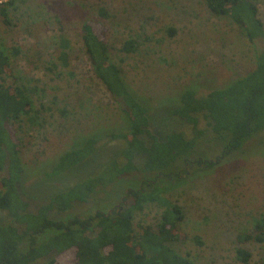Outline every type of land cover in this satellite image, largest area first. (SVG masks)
I'll use <instances>...</instances> for the list:
<instances>
[{"label": "rangeland", "instance_id": "1", "mask_svg": "<svg viewBox=\"0 0 264 264\" xmlns=\"http://www.w3.org/2000/svg\"><path fill=\"white\" fill-rule=\"evenodd\" d=\"M12 1L9 24L0 16V46L10 56L14 71L0 77V82L27 87L40 110L39 123L13 122L9 127L27 169L24 189L31 210L93 173L97 163L107 161L125 144L113 140L88 162L59 175L47 174L62 153L87 137L129 127L120 104L95 75L82 38L86 20H96L102 26L112 60L148 103L156 125L169 117L170 108L181 103L184 91L191 89L202 97L227 86L253 70L257 51L264 49V35L253 43L238 21L214 15L206 0ZM257 7L264 26V0H258ZM100 8L108 12L107 17L100 14ZM62 37L69 42V66L58 59ZM130 39L137 46L126 52L122 47ZM175 126L188 127L182 123ZM200 126L208 131L199 141L200 148L206 150L214 143L209 141L213 132L204 118ZM216 153L217 149L208 150L204 157ZM189 170L164 182V195L184 212V236L172 246L198 264H259L264 259V242H242L239 235L253 232L256 221L264 217V131L221 165L206 172ZM145 179L154 180L155 174H127L100 187L88 202L77 203L67 214L112 211L126 196L132 201L129 190L141 187ZM165 210L159 202L145 203L136 212L135 230L156 225ZM10 220L6 211H0V222ZM239 247L251 252L248 262L239 259Z\"/></svg>", "mask_w": 264, "mask_h": 264}, {"label": "trees", "instance_id": "2", "mask_svg": "<svg viewBox=\"0 0 264 264\" xmlns=\"http://www.w3.org/2000/svg\"><path fill=\"white\" fill-rule=\"evenodd\" d=\"M258 0H206L216 16H230L242 26L253 43L264 35L259 17ZM0 2V16L9 24V5ZM100 14L108 16L104 8ZM98 21L86 20L82 28L85 50L94 68L111 95L120 104L128 122V130H111L102 136H90L66 150L53 163L49 176L62 174L88 162L113 140H124L107 161L97 163L94 172L75 184L55 192L49 199L30 209L24 189L26 167L19 143L10 125L26 121L39 123L40 110L29 89L23 85L0 82V211H6L9 222H0V264H198L189 254L179 253L172 244L184 236L181 231L183 208L164 195L166 180L180 178L189 167L206 172L241 150L255 134L264 131V49L257 51L256 66L225 87L205 96L187 89L181 103L170 108L169 117L161 125L150 113L148 103L131 88L121 67L111 58ZM69 42L62 37L63 50L58 59L69 66ZM135 40H127L122 49L132 52ZM10 56L0 46V77L13 74ZM207 121L209 141L206 150L200 139L208 132L200 126ZM187 124V128L175 126ZM39 125H42L39 124ZM204 140V139H202ZM218 153L204 157L208 150ZM182 166V168H181ZM182 171V172H181ZM154 173L155 179L143 180L142 186L130 189L123 203L112 211L96 210L87 215H68L77 203L88 202L100 188H105L127 174ZM159 202L166 206L156 225H145L136 231V212L145 203ZM66 214V215H65ZM242 242H264V217L256 221L254 231L241 233ZM239 259L248 262L251 252L237 249ZM259 264H264V259Z\"/></svg>", "mask_w": 264, "mask_h": 264}]
</instances>
